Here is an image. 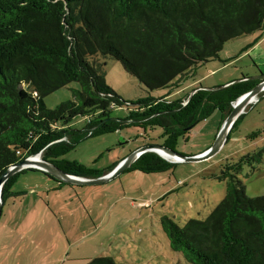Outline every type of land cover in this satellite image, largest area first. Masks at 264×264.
<instances>
[{
  "label": "trees",
  "instance_id": "1",
  "mask_svg": "<svg viewBox=\"0 0 264 264\" xmlns=\"http://www.w3.org/2000/svg\"><path fill=\"white\" fill-rule=\"evenodd\" d=\"M263 25L264 0H0V177L39 156L67 175L98 178L119 162L98 170L62 158L85 139L130 127L146 138L160 129L162 146L176 151L213 113L221 114L222 124L232 104L260 80L243 77L215 91L199 86L187 102L190 94L172 101L169 94L181 90L199 65L219 60L226 43ZM107 59L118 61L147 91L168 89V95L125 102L106 83ZM72 82L80 86L74 100L47 109L44 98ZM123 105L126 118H112L113 108ZM76 118L86 121L84 128H73ZM261 160L262 153L254 152L221 165L226 195L205 220L180 227L164 217L170 248L192 264H264V197H248L238 177L244 165L253 168ZM174 167L146 152L126 172L153 175ZM29 171L47 176L56 189L67 185L24 170L4 183L3 204L22 195L11 189ZM86 264L116 263L99 257Z\"/></svg>",
  "mask_w": 264,
  "mask_h": 264
},
{
  "label": "rangeland",
  "instance_id": "2",
  "mask_svg": "<svg viewBox=\"0 0 264 264\" xmlns=\"http://www.w3.org/2000/svg\"><path fill=\"white\" fill-rule=\"evenodd\" d=\"M254 43L257 45L251 50L250 46ZM105 64L107 85L127 103L148 96L158 99L169 93L168 89L147 91L118 61L107 59ZM263 75L264 25L261 31L226 43L219 53V60L199 65L196 73L184 82L182 89L170 93L168 99H184L199 86L211 89L224 85H214L216 80L230 79L228 83L243 77L259 80ZM79 89V84L72 82L44 98V105L53 110L73 101L74 91ZM255 100L241 114L243 117L220 150L206 160L173 163V169L160 174L126 172L104 185L79 187L83 199L95 203L89 206L92 219L85 210L61 219L72 248L70 261L65 264H86L89 259L99 257H110L116 264H192L182 253L170 248L161 220L167 217L180 227L189 220H205L226 195V183L218 179L221 165L254 152L262 153L261 162L254 164L253 168L244 165L238 177L248 197H264V96H257ZM127 115L126 105L115 107L111 112L114 119H124ZM85 125L86 121L82 118H76L72 123L75 129H82ZM221 125V114L217 111L197 124L187 141L180 140L176 152L185 157H194L207 151L214 145ZM254 133H258L257 136H253ZM161 134L160 129L149 130L146 138L143 130L126 128L85 139L62 159L104 170L145 145L162 146ZM26 174L18 177L12 191L34 189V181H26L33 180V177ZM37 177L46 182L48 180L42 175ZM65 192L67 189L63 193L51 194L40 191V196L46 205L50 200L62 198ZM34 196V192H30L29 198ZM72 207L82 210L81 203L77 201ZM59 227L58 218L49 215V222L41 231L49 252L57 249L52 237ZM63 239L66 242L64 236ZM15 241L11 236L9 243ZM52 255L50 252L47 258L49 263L54 262Z\"/></svg>",
  "mask_w": 264,
  "mask_h": 264
},
{
  "label": "crops",
  "instance_id": "3",
  "mask_svg": "<svg viewBox=\"0 0 264 264\" xmlns=\"http://www.w3.org/2000/svg\"><path fill=\"white\" fill-rule=\"evenodd\" d=\"M256 45L257 43H254V45H252L250 49L253 50ZM223 80L224 81L216 80L213 84L225 85L226 82L228 83L230 81V79L227 81H225L226 79ZM262 96H264V93ZM121 160L122 158L119 159L116 163L120 162ZM28 173L30 172H27L26 175H29L28 177L30 178L33 177V180L26 181H34V189L30 191H21L18 189L12 191L11 189L12 193L22 195L8 199L10 200V202H6L8 201L6 200L2 206V214L0 217V264L68 263L70 261L69 255L71 254L72 248L69 239H67L66 232L61 223V219L65 217H73L79 211L82 212L83 210L89 213V216L92 219L89 206L95 202L83 199L81 193L79 192V187L83 186L66 185L62 186L59 189H56L57 184L42 173ZM38 175H42L44 179H48L51 183L48 180L46 182L43 181L42 178H38ZM64 189H67V192H65L62 198H56L54 201L50 200L48 201V203H46V205L43 204L44 200L40 196V191H43L46 194H51L52 192L63 193ZM30 192H34V198H29ZM76 201L81 203L82 210H80V208L78 207H72ZM6 206H8L7 212L4 213V208ZM49 215L58 218V221H60L61 225V227H59V229L54 232L52 237L53 239L51 238L52 242L56 243L57 245L56 251L50 250V252L54 254L52 255V258L56 263H49L47 261L50 252L49 248L44 245L45 240L41 236L43 226H45V224L49 222ZM11 236L16 241L9 243ZM63 236L67 239L66 242L63 239ZM29 245H31L30 248L27 247Z\"/></svg>",
  "mask_w": 264,
  "mask_h": 264
},
{
  "label": "water",
  "instance_id": "4",
  "mask_svg": "<svg viewBox=\"0 0 264 264\" xmlns=\"http://www.w3.org/2000/svg\"><path fill=\"white\" fill-rule=\"evenodd\" d=\"M251 80H258L254 78H248ZM242 80V79H241ZM239 80V81H241ZM260 82L249 92L245 93L244 95L240 96L233 104H232V110L228 114V116L224 119L217 139L214 143V145L209 148L207 151L194 156V157H185L180 155L174 150H170L164 146H157V145H145L132 153L127 158L121 160L109 173L102 175L98 178L94 179H85L80 177H75L71 175H67L64 172H62L60 169H58L56 166L51 165L49 163H46L40 159L39 156L27 158L21 162H19L17 165L10 167L1 177H0V217L2 214V187L4 183L13 175L24 171V170H38L41 172L46 173L50 177H52L57 182H61L67 185H74V186H100L104 185L115 178L119 177L121 174L125 173L127 169H129L133 163L139 158L140 155L146 152H153L160 156L162 159L170 162V163H180V162H191V161H203L210 157H212L214 154H216L220 148L223 146V144L226 142L228 135L235 123V121L238 119V117L243 114L246 107L252 103L251 99H255L259 94L264 93V75L259 78ZM235 82L227 83L223 86L211 88L206 90L215 91L218 89L225 88L229 85H232ZM195 91L191 92L186 102L189 100L190 96ZM163 154H166L169 156V158H165ZM32 172V171H29Z\"/></svg>",
  "mask_w": 264,
  "mask_h": 264
},
{
  "label": "bare ground",
  "instance_id": "5",
  "mask_svg": "<svg viewBox=\"0 0 264 264\" xmlns=\"http://www.w3.org/2000/svg\"><path fill=\"white\" fill-rule=\"evenodd\" d=\"M255 99H251V102H253ZM163 156L165 157V158H169V156H167L166 154H163Z\"/></svg>",
  "mask_w": 264,
  "mask_h": 264
},
{
  "label": "built area",
  "instance_id": "6",
  "mask_svg": "<svg viewBox=\"0 0 264 264\" xmlns=\"http://www.w3.org/2000/svg\"><path fill=\"white\" fill-rule=\"evenodd\" d=\"M254 101H256V100H254Z\"/></svg>",
  "mask_w": 264,
  "mask_h": 264
}]
</instances>
